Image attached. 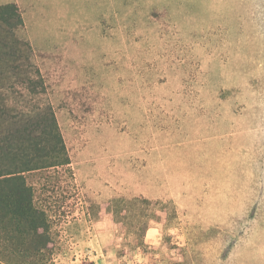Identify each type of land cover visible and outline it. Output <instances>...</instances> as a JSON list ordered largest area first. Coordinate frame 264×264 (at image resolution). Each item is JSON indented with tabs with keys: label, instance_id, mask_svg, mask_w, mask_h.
I'll use <instances>...</instances> for the list:
<instances>
[{
	"label": "rangeland",
	"instance_id": "obj_1",
	"mask_svg": "<svg viewBox=\"0 0 264 264\" xmlns=\"http://www.w3.org/2000/svg\"><path fill=\"white\" fill-rule=\"evenodd\" d=\"M8 3L73 173L46 264H264V0Z\"/></svg>",
	"mask_w": 264,
	"mask_h": 264
},
{
	"label": "trees",
	"instance_id": "obj_2",
	"mask_svg": "<svg viewBox=\"0 0 264 264\" xmlns=\"http://www.w3.org/2000/svg\"><path fill=\"white\" fill-rule=\"evenodd\" d=\"M23 27L16 4L0 6V264H46L55 247L46 196L73 180L35 51L18 34ZM126 206L149 209L138 215L141 238L156 213L167 214L166 205L141 197L103 204L112 214Z\"/></svg>",
	"mask_w": 264,
	"mask_h": 264
}]
</instances>
